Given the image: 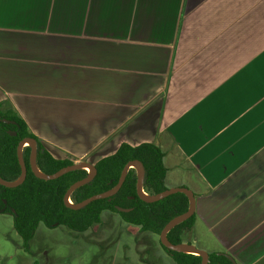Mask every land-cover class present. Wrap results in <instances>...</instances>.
Segmentation results:
<instances>
[{
    "label": "crops",
    "instance_id": "crops-1",
    "mask_svg": "<svg viewBox=\"0 0 264 264\" xmlns=\"http://www.w3.org/2000/svg\"><path fill=\"white\" fill-rule=\"evenodd\" d=\"M4 101L58 160L156 145L183 243L264 264V0H0Z\"/></svg>",
    "mask_w": 264,
    "mask_h": 264
},
{
    "label": "trees",
    "instance_id": "trees-1",
    "mask_svg": "<svg viewBox=\"0 0 264 264\" xmlns=\"http://www.w3.org/2000/svg\"><path fill=\"white\" fill-rule=\"evenodd\" d=\"M7 121V122H4ZM13 133V134H11ZM24 138L36 141V166L44 175H52L61 168L73 164L70 159H55L31 133L24 120L7 102L0 103V178L6 182L17 181L21 168L17 158V146ZM30 148L22 151L26 167L25 179L15 187L0 185V214L13 218V228L27 249L40 224L47 228L64 226L75 232H85L101 221L103 212L118 213L121 220L136 226L141 232L159 236L165 225L173 218L185 213L189 201L185 194H171L159 201L148 203L136 193V172L130 168L121 188L113 195L95 200L78 210L67 207L64 195L71 185L84 179L87 172L77 169L53 179L37 177L29 165ZM164 153L154 144L143 143L138 146L121 144L116 152L100 159L94 167L96 174L88 183L72 191L69 199L78 204L87 198L110 191L118 182L124 166L131 161L141 162L144 169L143 191L155 195L167 189L166 169L163 164ZM118 208L130 209L128 212ZM195 221V214L177 224L166 234L169 243H182L183 235L189 234ZM160 243V242H159ZM174 264H200L201 257L171 251L160 244ZM207 264H232L225 256L209 253Z\"/></svg>",
    "mask_w": 264,
    "mask_h": 264
},
{
    "label": "rangeland",
    "instance_id": "rangeland-1",
    "mask_svg": "<svg viewBox=\"0 0 264 264\" xmlns=\"http://www.w3.org/2000/svg\"><path fill=\"white\" fill-rule=\"evenodd\" d=\"M178 182L173 172L166 186ZM187 240L191 242V236ZM159 242V236L141 232L122 221L118 213L103 212L100 223L82 233L40 224L25 249L14 231L12 216L0 214V264H174Z\"/></svg>",
    "mask_w": 264,
    "mask_h": 264
},
{
    "label": "water",
    "instance_id": "water-1",
    "mask_svg": "<svg viewBox=\"0 0 264 264\" xmlns=\"http://www.w3.org/2000/svg\"><path fill=\"white\" fill-rule=\"evenodd\" d=\"M4 122H7V121H4ZM11 134H13V133H11ZM25 144H28V147L30 148L29 165H30L31 171L37 177H40L42 179L53 180V179H56V178L64 175L67 172H70V171H74L77 169H84V168L89 169L87 176L84 179L77 181L76 183L71 185L70 188L67 190V192L64 195L63 201H64L65 205L71 209H74V210H78L80 208H83L84 206L88 205L89 203H91L95 200L104 199V198H107V197L113 195L114 193H116L121 188L128 170L132 167H134V169L136 171V193L143 201L148 202V203H152V202L159 201V200H161V199H163V198H165L171 194H175V193L185 194L188 198V201H189L187 211L185 213L173 218L172 220H170L165 225V227L162 229V231L159 234V241L163 247H165L171 251L181 252L180 249H183V248L189 249L192 252L191 254H194V255L201 257V263L200 264H207L208 253H206L205 251L198 249L195 245H193L191 243H183L182 242L180 244L173 245V244L169 243L166 239V234L170 231V229H172L177 224L187 220L194 213L195 198H194L193 193L189 189L181 188V187H175V188L166 189L165 191L158 193V194H155V195L146 194L143 191L144 169H143L141 162L135 160V161L128 162L124 166L123 170L121 171V174H120V177L118 179L117 184L110 191L91 196V197L87 198L86 200H83L82 202H80L78 204H72L70 199H69L70 194L72 193L73 190H75L76 188L88 183L89 181H91L94 178V176L96 174V169H95L94 165H92L86 161H80L77 163H73L72 165H69L67 167L61 168L60 170H58L56 173H54L52 175H44L39 171V169L36 166V141L33 138H24L20 141V143L17 146V158H18V162H19V165L21 168V174H20L19 179L17 181H14V182H6L0 178V185H2L4 187L11 188V187H15V186L19 185L25 179L26 167H25V163H24L23 155H22V151H23ZM144 193L147 195L146 197L143 196ZM117 209L119 211H122V212H128L130 210V209H122V208H118V207H117ZM228 259L232 262V264H234L232 259H230V258H228Z\"/></svg>",
    "mask_w": 264,
    "mask_h": 264
},
{
    "label": "bare ground",
    "instance_id": "bare-ground-1",
    "mask_svg": "<svg viewBox=\"0 0 264 264\" xmlns=\"http://www.w3.org/2000/svg\"><path fill=\"white\" fill-rule=\"evenodd\" d=\"M25 145H27V144H25ZM143 196L146 197L147 195L144 193ZM180 251L183 253H192L189 249H186V248L180 249Z\"/></svg>",
    "mask_w": 264,
    "mask_h": 264
}]
</instances>
